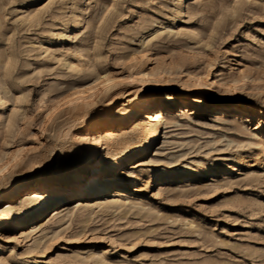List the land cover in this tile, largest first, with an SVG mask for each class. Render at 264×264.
<instances>
[{"label": "rangeland", "instance_id": "obj_1", "mask_svg": "<svg viewBox=\"0 0 264 264\" xmlns=\"http://www.w3.org/2000/svg\"><path fill=\"white\" fill-rule=\"evenodd\" d=\"M178 1L0 0V214L25 215L26 188L92 150L104 170L149 137L145 112L162 117L110 191L5 224L0 264H264V0H186L180 16ZM135 76L156 95L126 118Z\"/></svg>", "mask_w": 264, "mask_h": 264}, {"label": "bare ground", "instance_id": "obj_2", "mask_svg": "<svg viewBox=\"0 0 264 264\" xmlns=\"http://www.w3.org/2000/svg\"><path fill=\"white\" fill-rule=\"evenodd\" d=\"M186 2V0H179L175 5L177 7L178 16L184 14L182 10V5ZM68 29L66 31H72L77 30L81 27H83V16L82 14L78 15V21L73 24L66 26ZM96 81H98V84L100 88L105 89L107 86H109L108 83L105 82L106 75L105 74H96L95 75ZM199 82V81H198ZM203 84V83H201ZM93 88H95L93 85L86 86L82 89V93H88L90 91H93ZM156 88V84L151 81L148 78H144L141 76L133 77L131 79V85L130 89L127 91L126 95V118H130L132 116H137L140 114V111L138 109H142L145 106L151 107L153 104H151L153 98L155 97L156 93L154 92ZM166 96V95H165ZM166 99H173L172 96H166ZM0 102H4V99L0 97ZM242 108V107H241ZM145 118L142 119L139 122L138 128H140L139 131H143L144 129H150V135L149 137H145L146 131L142 133L144 142L141 143L139 146H133L132 148H129L127 150H122L120 154H118L114 159L110 160L108 165L105 167V169H101L98 167L99 163L97 161V155L95 153V150H92L89 158L87 159V162L73 168L72 170L68 171L62 176L56 177L53 180L50 181V186L46 187L44 190L43 187L40 186L41 180L36 182V187L33 188H26V192H23L20 196L21 199L19 200L18 204L22 203L23 200L30 197V195H38L39 201L34 204V206H31L32 208L26 212L25 215L21 216L20 218L12 219L13 218V206L7 207L6 210L1 212L0 214V230L3 228L5 224L10 223L11 225L19 224L21 222H24V220H31V219H38L50 208L58 205L64 198H67L68 196H80L84 194L85 196H91L96 195L100 193H106L110 191L111 183L109 181V178L107 176L108 173L113 172V170L118 169V167L124 165L125 163H128L134 158L142 157L145 155L147 149L149 146L155 141L156 137L159 135V131L161 129V113H155L151 114V111H147L144 113ZM106 122V119L102 118L99 120H96L95 122H92L91 125H101ZM104 138H111L113 135V130L110 128L106 130L103 134ZM122 141V140H121ZM125 142V141H124ZM133 145V144H131ZM91 168L93 171H96V174L93 176V178L86 183V185H82V187L78 182L80 180L83 181V177L85 175L86 169ZM116 174L121 173V169H118L115 171ZM163 174L167 172H162ZM160 173L153 174V181L154 183H157V180L160 179V176L163 175ZM169 175V174H167ZM171 175V174H170ZM87 178V177H86ZM133 184H135V179L137 177L135 174L132 175ZM46 181V180H45ZM43 182V181H42ZM18 187V186H17ZM16 185L10 187L11 188H17ZM51 187H54L55 189L51 191ZM31 189V190H30ZM118 189V188H116ZM14 190V189H13ZM72 190V192L67 195L68 191ZM9 191V190H8ZM120 195H123L122 193ZM110 199L106 195L103 198V202H109ZM102 201H98V203H101Z\"/></svg>", "mask_w": 264, "mask_h": 264}]
</instances>
